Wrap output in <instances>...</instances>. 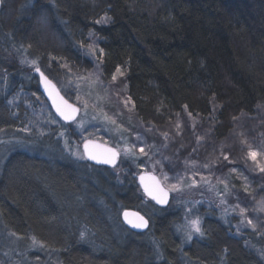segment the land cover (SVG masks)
<instances>
[{
  "label": "trees",
  "instance_id": "trees-1",
  "mask_svg": "<svg viewBox=\"0 0 264 264\" xmlns=\"http://www.w3.org/2000/svg\"><path fill=\"white\" fill-rule=\"evenodd\" d=\"M6 4L1 49L21 51L43 68L59 62L88 73L93 65L83 50L96 37L104 81L125 73L139 121L164 127L189 117L206 125L211 142L201 144V158L220 150L236 122L264 109V0ZM31 89L40 94L36 85ZM7 101L0 97V133L21 127L22 112L15 118ZM258 126L264 132V122ZM89 166L40 153L8 155L0 171V264H264V233L256 227L241 238L203 218L201 236L187 243L178 211L143 209L131 177L120 184L110 167ZM227 179L237 184L234 176ZM131 210L151 219L146 232L123 223L121 212ZM3 234L19 239L20 250L31 240L42 250L6 257Z\"/></svg>",
  "mask_w": 264,
  "mask_h": 264
},
{
  "label": "rangeland",
  "instance_id": "rangeland-1",
  "mask_svg": "<svg viewBox=\"0 0 264 264\" xmlns=\"http://www.w3.org/2000/svg\"><path fill=\"white\" fill-rule=\"evenodd\" d=\"M0 1L1 15L7 4L6 0ZM100 23L106 24L105 18ZM83 54L93 65L91 72L75 71L59 62L43 68L39 61L30 59L21 51L0 48V97L8 99L7 106L16 112L15 118L18 119L22 112L19 129L0 133V171L8 155L15 151L40 153L90 165L89 171H92L95 164L87 160L83 146L98 142L117 151L118 160L110 170L120 184L123 179L131 177L138 185L137 177L142 174H151L160 180L171 195L167 208L180 213L179 231L187 243L201 236L203 226L200 219L203 218L232 228L235 236L241 238L244 232L253 231L255 227L264 233L260 226L264 223L261 207L264 172L260 171L264 166V132L258 126L264 122V109L256 119L236 122L230 139L220 145L219 151L205 154L204 159L201 158L204 153L203 150L200 152L201 144L204 147V142H211L204 134L206 125L189 117L179 118L164 127L142 123L127 96L125 73L119 70L115 79L104 81L101 72L103 55L96 37L90 36ZM37 68L57 86L69 103L80 109L73 122L60 120L44 98ZM34 85L39 89V95L31 89ZM178 151L185 152H182L183 162L176 160ZM250 152L257 153L255 161ZM228 176H234L237 184L231 186ZM138 195L143 201L142 208L155 213V204L143 195L140 188ZM138 212L148 221L149 229L151 219ZM194 221H198L199 233L194 230ZM87 234L84 231L82 236ZM4 237L6 257L42 250L34 240L20 250L19 239L8 234Z\"/></svg>",
  "mask_w": 264,
  "mask_h": 264
},
{
  "label": "water",
  "instance_id": "water-1",
  "mask_svg": "<svg viewBox=\"0 0 264 264\" xmlns=\"http://www.w3.org/2000/svg\"><path fill=\"white\" fill-rule=\"evenodd\" d=\"M0 9H1V1H0ZM41 73H42L41 71L38 72V78H39V87H40V91H41L42 95L48 101V103L50 104V106L52 107V109L54 110V112L56 113V115L58 116V118L60 120H62L65 123H71V122H73L74 120L65 121L59 115V113L56 111V108L53 105L52 99L49 96V92L45 88V84H44L43 78L40 75ZM44 76H46V75L44 74ZM52 84H54V83L52 82ZM55 91H59V89L57 88L56 85H55V89L53 90V95H55ZM59 94H60V96H62L64 98V96L61 94L60 91H59ZM69 104H71V103H69ZM78 115H79V112L76 113V118L78 117ZM85 145H87V148L85 147ZM85 145L83 146V151H84V154H85V156H86V158H87V160L89 162H91L92 164H95V165H103V166H108L110 168L113 167L112 164L97 163L96 160L89 159V154L91 153L92 155H95V156H97L100 159H105V158H110L111 152H116L117 153V151H115L114 149L109 148V147H107L105 145H102V144H100L98 142H88ZM109 150H111V152ZM118 157H119V155H117V157H116L115 164H116V162L118 160ZM137 181H138V186L141 189V192L143 193V195L147 199H149L151 202H153L155 204V206H157L159 208H167L170 205V203H171V195L164 188V186L162 185V183L160 182V180L156 176L151 175V174H142L139 177H137ZM146 188L148 190L152 191L156 195H160V189L162 188L163 191L165 193H167V203H165V204H158L154 199H152V196H150L148 194V191H146ZM125 213H127V216H125ZM140 217H143V220L144 221H147L146 218L141 213H139L138 211L131 210V211H126V212L123 213L122 220H123V223L129 229H131L133 231H136V232H145V231L148 230V227H149L148 221H147V226L146 227L137 228V227H133L132 226L133 224L142 223V221L139 219Z\"/></svg>",
  "mask_w": 264,
  "mask_h": 264
},
{
  "label": "snow or ice",
  "instance_id": "snow-or-ice-1",
  "mask_svg": "<svg viewBox=\"0 0 264 264\" xmlns=\"http://www.w3.org/2000/svg\"><path fill=\"white\" fill-rule=\"evenodd\" d=\"M97 23H99V21H97ZM105 23H107V18H105ZM36 70L39 71V68H37ZM40 75L43 78L45 88L49 92V96L52 99L53 105L55 106L56 111L59 113V115L65 121L75 120L76 113H78L80 109L74 107L72 104H69L67 100H65L62 96H60L59 91H55V95H53V90L55 89V85L52 84V81L49 80L47 76H44L43 73H41ZM113 79H115V76L113 77ZM85 147L87 148V145H85ZM109 151L111 152V150ZM140 151L143 152V148H141ZM117 155L118 154L116 152H111L110 158L100 159L97 156L92 155L90 153L89 159L96 160L97 163L112 164L113 167H115V160H116ZM249 155L253 161L256 160V157H257L256 152H250ZM260 171L264 172V166L260 167ZM165 179H167L166 176H165ZM146 191H148V194L152 196V199H154L158 204L167 203V193H165L162 188L160 189V195L154 194L152 191L148 190L147 188H146ZM261 207H262V210H264V202H262ZM125 216H127V213H125ZM139 219L142 221V223L133 224L132 226L137 227V228L146 227L147 221H144L143 217H140ZM193 223L196 225L194 230L199 233L200 228L198 225V221H194ZM249 223H251V221H249ZM188 238L191 239V234H189Z\"/></svg>",
  "mask_w": 264,
  "mask_h": 264
}]
</instances>
